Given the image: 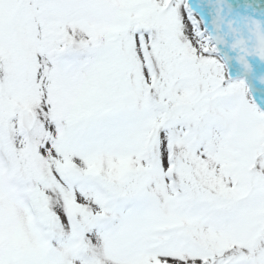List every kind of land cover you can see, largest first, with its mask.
Here are the masks:
<instances>
[{
  "label": "snow or ice",
  "instance_id": "6c2138e0",
  "mask_svg": "<svg viewBox=\"0 0 264 264\" xmlns=\"http://www.w3.org/2000/svg\"><path fill=\"white\" fill-rule=\"evenodd\" d=\"M0 264H264V0H0Z\"/></svg>",
  "mask_w": 264,
  "mask_h": 264
}]
</instances>
